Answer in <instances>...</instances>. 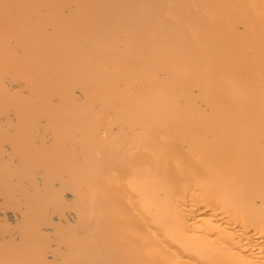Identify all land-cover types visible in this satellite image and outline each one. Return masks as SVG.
Listing matches in <instances>:
<instances>
[{
  "label": "bare ground",
  "instance_id": "6f19581e",
  "mask_svg": "<svg viewBox=\"0 0 264 264\" xmlns=\"http://www.w3.org/2000/svg\"><path fill=\"white\" fill-rule=\"evenodd\" d=\"M0 264H264V0H0Z\"/></svg>",
  "mask_w": 264,
  "mask_h": 264
}]
</instances>
